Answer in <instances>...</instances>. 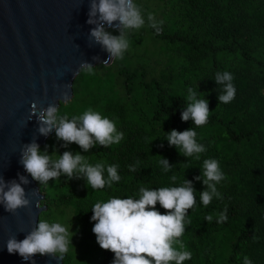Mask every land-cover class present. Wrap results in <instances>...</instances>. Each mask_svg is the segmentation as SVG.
<instances>
[{"label": "trees", "instance_id": "trees-1", "mask_svg": "<svg viewBox=\"0 0 264 264\" xmlns=\"http://www.w3.org/2000/svg\"><path fill=\"white\" fill-rule=\"evenodd\" d=\"M136 3L163 21L162 32L157 35L145 27L133 33L122 61L95 64L94 74L78 73L72 97L58 105L60 114L70 118L91 107L115 121L124 133L119 144L81 154L93 164H118L121 180L96 191L83 179L62 176L47 185L35 181L45 207L39 218L71 226L73 246L64 264H111L114 254L101 249L92 232V205L113 196H135L141 185L170 186L175 173L177 183L191 180L197 192V205L188 210L191 223L180 238L192 253L184 264H243L245 255L253 264H264V0ZM217 71L234 76L235 99L228 104L218 105L219 86L213 80ZM189 86L206 95L212 111L200 127L180 118ZM190 127L207 148L200 161L187 160L163 139L171 129ZM45 146L50 154L81 151L74 143L62 147L55 130L41 150ZM159 156L174 165L172 172L161 170ZM205 158L217 159L226 176L217 185L223 199L214 198L207 207L199 203L204 186L194 179ZM138 160L137 171H130L128 166ZM225 206L227 219L218 222ZM156 208L166 211L159 203ZM209 214L210 223L205 220Z\"/></svg>", "mask_w": 264, "mask_h": 264}, {"label": "clouds", "instance_id": "clouds-1", "mask_svg": "<svg viewBox=\"0 0 264 264\" xmlns=\"http://www.w3.org/2000/svg\"><path fill=\"white\" fill-rule=\"evenodd\" d=\"M87 2L89 10L86 23L94 26L87 35L88 46L98 45L106 53L103 59L99 55L91 57L99 65L108 66L114 61H122L131 46L133 33L145 27L153 29L157 35L162 32L163 21H158L153 13H145L136 0ZM95 69L96 66L84 60L79 65L77 74H94ZM213 80L219 86L218 105L232 102L236 94L233 74L229 71H217ZM68 87V84L64 85L65 89ZM201 94L198 89L187 87L181 121H191L195 127L208 122L212 111L206 95ZM61 95V101L67 103L70 99L68 92L64 91ZM33 117L36 118V131L39 135L47 137L54 129L55 138L62 141V147L68 148L74 143L81 151L73 153L66 150L62 154L54 151L50 154L47 146L41 150L36 138L30 143L22 144L19 163L32 180L40 185H47L50 180L58 181L62 176L67 181L83 179L86 186L93 191L112 188L114 183L120 182L118 164H93L86 155L81 154L97 146L107 148L119 144L124 139V133L117 129L114 120L91 107L70 118L67 114H60L57 105L48 104L47 107H42L35 101L31 105L29 120ZM195 127L183 131L171 129L165 133L163 139L187 160L200 161L207 148L199 142ZM159 157L161 170L164 173L172 172L174 165L167 158ZM139 163L138 160L129 165V170L136 172ZM199 168L200 175L194 179L201 181L204 186L199 192V203L207 207L214 198L223 199L217 185L226 176L215 158L203 159ZM17 177L18 179L5 181L0 175V206L10 214H15L21 208H31L30 197H34L39 191H26L22 185L29 184L27 176L18 173ZM169 179L170 186L150 188L141 185L135 196H113L107 201H97L92 205V232L100 248L114 254L111 264H184L192 258L191 251L187 250L180 238L186 226L191 223L188 210L197 205V192L191 180L183 178L177 183L178 177L175 173ZM157 203L166 210L164 213L157 210ZM35 206L41 208L40 201ZM226 214L227 206L217 214L218 222L225 221ZM205 220L210 223L213 215H207ZM73 235L71 226L38 218L35 227L26 233L24 239L18 240L16 236H10L5 244L9 254H18L23 261L36 264V255L63 259L70 246H73ZM243 264L253 262L245 255Z\"/></svg>", "mask_w": 264, "mask_h": 264}, {"label": "water", "instance_id": "water-1", "mask_svg": "<svg viewBox=\"0 0 264 264\" xmlns=\"http://www.w3.org/2000/svg\"><path fill=\"white\" fill-rule=\"evenodd\" d=\"M88 10L87 0H0V175L5 181L25 175L30 181L22 185L25 190H39L30 197L31 208L10 214L0 206V264H29L9 254L5 243L10 236L24 239L45 209L36 208L43 194L19 163L22 144L36 138L41 146L49 137L37 133L35 117L29 120L32 103L58 106L64 91L71 98L81 62L95 65L92 56L106 57L98 45L88 46L94 27L86 23ZM34 259L36 264H64L48 256Z\"/></svg>", "mask_w": 264, "mask_h": 264}]
</instances>
